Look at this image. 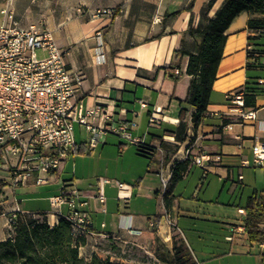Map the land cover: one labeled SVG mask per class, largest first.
<instances>
[{
	"label": "crops",
	"instance_id": "crops-1",
	"mask_svg": "<svg viewBox=\"0 0 264 264\" xmlns=\"http://www.w3.org/2000/svg\"><path fill=\"white\" fill-rule=\"evenodd\" d=\"M209 1L210 7L202 14V8ZM223 2L0 0L1 8L6 6L11 9L21 26L41 24L51 32L64 54L67 68L80 77L76 99L83 106L90 108L98 105L111 114L114 120L136 122L131 132L141 139V146L110 131L105 133L103 140L91 146V134L86 131L87 138L81 142L75 140L73 149L62 158L59 168L48 175L46 183L37 184L32 178L28 182L35 185L54 183L59 184V188L65 184L85 193L87 211L93 221L89 232L84 234V243L78 248L79 255L85 259L98 254L101 245L106 243L117 247L130 244L142 255L137 264H166L155 256L154 249L158 244H163L171 250L174 235L188 243L195 258L191 248L195 244V233L185 227L188 223L184 219L200 218L199 209L202 207L195 201L193 205L192 200L184 199L175 191L177 182L184 178L188 181L195 168L197 181L191 198L199 200L198 192L209 183L210 177H215L218 184L223 183L221 189L228 185V192L235 197L230 204L235 207V215L230 217L231 211L225 209L222 230L224 254H240L246 263L249 264L251 258L253 264H260L259 253L264 251V243L250 241L246 231H242L239 226L244 223L246 201L250 195L254 192L260 194L264 205V165H241L240 162L242 158L251 160L250 148L255 141L264 142V84L258 81L264 79V53L255 52L259 63L246 66L249 47L247 36L255 34L247 27L248 12H240L225 30L226 39L212 83L210 103L195 127L190 120L194 107L181 110L179 104V100L187 94L191 79V75L185 71L188 55L184 52H194L199 40L190 33L189 28L191 25H204ZM103 8L113 10V14L92 16L97 9ZM97 30L101 36H97ZM255 41L264 44V36ZM172 73L177 78L172 77ZM247 78L257 82L259 92L254 106L243 107L244 111L253 112V118L243 119L231 110L229 94L233 91L242 92ZM139 99L147 105L141 107ZM155 106L161 109V123L159 126H150L148 115ZM180 120L186 122L185 137L182 140L174 134ZM229 123L230 128L226 126ZM109 134L116 137L119 152L133 149L138 157L147 161V174L140 176L133 184L110 178L109 183H103V177H96L85 187L75 177H62L65 163L71 157L73 159L77 152L94 151L98 145L103 146ZM189 144L192 149L186 156L185 148ZM239 144L241 147H238ZM200 152L219 155L220 159H214L204 167L199 166L193 162L192 157ZM183 165L185 168L181 177L172 185V195L166 206L164 193L168 185L165 190L161 188L160 169L170 180L173 170ZM5 177L6 173L0 170V179ZM115 180L121 181L123 186L118 187ZM7 187H4L5 192ZM8 192L0 197V240L7 238L8 219L11 211L16 208L21 213L57 223L55 210L49 203L52 195L48 197L50 210L27 212L20 208L18 201L8 197ZM98 194L104 196L103 202L97 198ZM137 200L142 207L136 206ZM193 208L197 211H192ZM239 208L245 213H239ZM61 210L66 213L68 208L62 205ZM165 213L170 215L172 226L167 223ZM206 216L203 214V217ZM231 225L238 226L233 233L229 228ZM230 235L232 238L228 239Z\"/></svg>",
	"mask_w": 264,
	"mask_h": 264
},
{
	"label": "built area",
	"instance_id": "built-area-1",
	"mask_svg": "<svg viewBox=\"0 0 264 264\" xmlns=\"http://www.w3.org/2000/svg\"><path fill=\"white\" fill-rule=\"evenodd\" d=\"M0 13V170L6 173L2 180L8 183V187L13 189L25 185L31 178L37 184L46 183L48 175L59 168L62 158L75 145V124L91 134V146L101 141L109 131L119 133L131 143L142 145L141 139L131 132L136 126L134 120H114L98 105L85 107L76 99L80 77L67 68L62 50L46 27L35 23L21 26L6 6L0 9ZM112 14L113 10L103 8L97 9L92 16ZM96 34L101 36L99 30ZM38 50L42 52V57L38 56ZM258 81L264 84V79ZM229 96L232 111L243 119L253 118L252 111L243 110L241 91H233ZM138 102L141 107L147 105L142 99ZM160 114L161 109L153 107L148 115V125L159 126ZM226 126L230 128V123ZM191 149V144L186 146V156ZM250 149L251 160L242 158L241 165H264V142L255 141ZM214 159L219 160L220 156L200 152L192 157L193 162L202 167ZM159 178L161 188L165 190L169 179L163 169H160ZM101 181L109 183L111 180L103 177ZM115 183L118 187L123 186L121 181L115 180ZM2 189L4 187L0 189V196ZM86 197L82 190L65 184L57 194L49 197L56 218L65 217L74 236L88 233L93 224L87 211ZM97 198L101 202L105 199L101 194ZM62 205L67 206L66 213L62 212ZM17 211L18 208L12 210L8 219V237L12 234ZM238 211L245 213L242 208ZM165 219L170 226L173 225L169 214L165 213ZM44 220L49 226L54 225L48 219ZM239 226L242 231L245 230L243 222ZM229 228L233 233L238 226L231 225Z\"/></svg>",
	"mask_w": 264,
	"mask_h": 264
},
{
	"label": "trees",
	"instance_id": "trees-1",
	"mask_svg": "<svg viewBox=\"0 0 264 264\" xmlns=\"http://www.w3.org/2000/svg\"><path fill=\"white\" fill-rule=\"evenodd\" d=\"M211 5L209 1L201 10L205 14ZM248 12V30L255 32L247 36L248 49L246 66L257 65L255 52L264 53V44L255 40L264 36V0H224L215 15L207 18L204 25L190 26V33L198 37L194 52L188 55L186 73L191 75L187 94L179 100L181 110L194 107L190 120L195 127L203 118L207 105L210 103L212 83L216 77L219 61L222 57L226 39L225 30L232 19L240 12ZM259 46V47H257ZM177 78L176 74H171ZM256 81L246 79L242 90L243 107L254 106L255 97L259 92ZM186 122L180 120L175 129V137L184 139ZM186 162L184 163V165ZM175 168L170 177L168 188L164 193L167 206L171 198V187L181 177L185 168ZM8 183L0 179V189ZM244 229L248 239L256 243H264V205L262 196L254 192L246 201ZM11 236L0 240V264H123L117 261L102 259L92 255L85 259L79 255V245L85 241L84 234L74 236L70 222L60 217L52 226L44 219H38L27 213L17 211L12 224ZM155 256L166 264H198L183 238L173 236L172 249L158 244L154 249ZM260 264H264V251L259 253Z\"/></svg>",
	"mask_w": 264,
	"mask_h": 264
},
{
	"label": "rangeland",
	"instance_id": "rangeland-1",
	"mask_svg": "<svg viewBox=\"0 0 264 264\" xmlns=\"http://www.w3.org/2000/svg\"><path fill=\"white\" fill-rule=\"evenodd\" d=\"M1 16L2 14L0 13V21L2 19ZM37 54L42 57L40 50L37 51ZM87 135L84 127L75 124L74 138L77 142L84 141ZM116 141V137L109 134L107 142L103 146L98 145L94 151L77 152L73 159L71 157L65 163L62 177H75L85 187L88 182H92L96 177L118 179L133 184L140 176L147 174V161L138 157L133 149L119 152ZM195 170L194 168L190 173L188 181L185 178L181 179L175 186V191L179 192L184 199L192 200L193 205L198 203L202 207L199 209L200 218L184 219L188 223L185 227L187 229L191 228L192 232L195 233V244L191 246L195 259L199 264H248L242 260L243 257L240 254H224L222 230L224 229L225 209L229 208L228 210L231 211L230 217L235 215V207L230 205L235 197L228 192V185L221 189V184L223 183L218 184L215 177L214 179L210 177L209 183L198 192L199 200L196 201L191 198L195 182L197 181V176L194 174ZM9 188L7 187L6 192L4 189L1 190L3 192L2 196L8 192ZM58 189L59 184L35 185L28 183L13 188L12 192H8V197L18 201L23 211H48L51 209L48 197L57 194ZM135 203L136 206L142 207L140 201L137 200ZM63 211L65 212V209ZM192 211L197 210L193 208ZM203 214L207 216L203 217ZM210 216H213V218ZM93 255L123 264H137L138 260L142 258L136 247H131L130 244L117 247L114 244L106 243L101 245L98 254ZM90 258H87V260ZM250 260L249 264H253V260L251 258Z\"/></svg>",
	"mask_w": 264,
	"mask_h": 264
}]
</instances>
